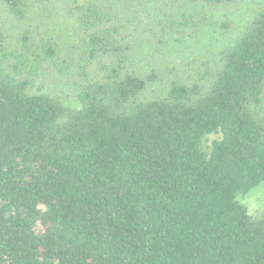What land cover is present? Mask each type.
Listing matches in <instances>:
<instances>
[{
    "label": "trees",
    "instance_id": "16d2710c",
    "mask_svg": "<svg viewBox=\"0 0 264 264\" xmlns=\"http://www.w3.org/2000/svg\"><path fill=\"white\" fill-rule=\"evenodd\" d=\"M263 182L264 0H0V264H264Z\"/></svg>",
    "mask_w": 264,
    "mask_h": 264
},
{
    "label": "rangeland",
    "instance_id": "374dc122",
    "mask_svg": "<svg viewBox=\"0 0 264 264\" xmlns=\"http://www.w3.org/2000/svg\"><path fill=\"white\" fill-rule=\"evenodd\" d=\"M51 7L47 6L42 10H40V12H37L36 15L33 17V22L37 25H40V23L42 24L43 20H45V24L42 30L43 31L46 30L48 33L54 35L60 36L65 33H69L70 28L73 25L72 19L66 18L65 16H63L62 13L54 12ZM54 7L57 8V6ZM150 9H154V6H151ZM246 9H248L247 6L246 8L242 9L237 16H235L236 25L241 24L240 22L241 15L243 13L245 14L247 13ZM223 13L224 11L218 12V15L221 18L220 20L224 19ZM229 33L233 35V31L231 32L229 31ZM215 34L220 35L221 33L213 32L208 34L207 37L200 39L199 41L189 42L185 45L174 47L173 49L174 56L171 57L170 64L171 65H174L175 63L179 64L178 68L181 71H184L185 69L193 70L201 63L202 59L206 58L207 53H209L211 49H217L219 45L224 44V42L227 41L226 36L211 39L210 38L211 35L213 36ZM197 58L198 61L194 62L193 60ZM68 79L69 78H63L52 72H46L39 77L37 81V85L34 87V90L35 91L40 90V92L48 91V92H59V93L66 91L70 94L71 91L67 84ZM148 90L151 91L152 87H149ZM67 104L73 106L77 105L74 98L67 99ZM216 138H218L217 135H211L209 143H211ZM238 199L245 206H247L250 214H252L253 216H257L258 214L262 213L264 211V182L261 183L259 186L253 188L247 194L240 195Z\"/></svg>",
    "mask_w": 264,
    "mask_h": 264
}]
</instances>
